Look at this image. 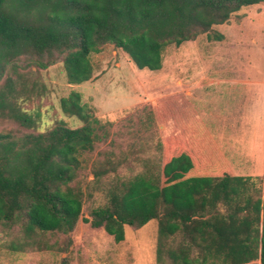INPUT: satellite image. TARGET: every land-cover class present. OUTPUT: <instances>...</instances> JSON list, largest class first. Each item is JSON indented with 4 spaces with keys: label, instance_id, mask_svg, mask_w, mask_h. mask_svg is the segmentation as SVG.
Returning <instances> with one entry per match:
<instances>
[{
    "label": "trees",
    "instance_id": "trees-1",
    "mask_svg": "<svg viewBox=\"0 0 264 264\" xmlns=\"http://www.w3.org/2000/svg\"><path fill=\"white\" fill-rule=\"evenodd\" d=\"M260 2L264 0H0V73L27 51L50 58L59 52L67 83L80 85L92 77L89 55L107 44L125 53L137 69L158 71L166 47L191 42L228 22L241 7ZM213 38L222 40L218 33ZM16 92V81L6 79L0 114L32 128L35 120L15 105ZM171 101H160L156 109L164 110L183 134L158 143L164 151L162 171L148 168L123 179L113 161L94 165L92 182L107 180V198L86 222L120 243L124 226L138 229L158 220L157 260L164 252L170 264H264V175L233 177L222 158V178L202 177L207 134L186 102L176 110ZM60 108L83 125L68 129L59 122L47 133L17 140L0 134V224L20 226L26 239L73 231L83 192L70 183L81 168L80 157L108 134V125L89 113L79 93L62 98ZM157 118L166 123L165 116ZM252 182L261 185L257 197L244 195ZM220 201L225 215L218 211ZM12 250L20 248L13 245Z\"/></svg>",
    "mask_w": 264,
    "mask_h": 264
},
{
    "label": "rangeland",
    "instance_id": "rangeland-1",
    "mask_svg": "<svg viewBox=\"0 0 264 264\" xmlns=\"http://www.w3.org/2000/svg\"><path fill=\"white\" fill-rule=\"evenodd\" d=\"M217 27L198 35L193 40L195 44L191 43L192 46L182 43L181 46L186 45L187 48H180V53L175 45L166 47L162 55V68L158 71L137 69L120 49L114 48L112 44L103 45L100 52L89 55L92 77L80 85L67 83L64 54L59 52H54L50 58L46 53L37 55L27 51L4 65L0 73V91L6 79L16 81V94L19 96L14 98L15 105L22 112L31 115L35 125L27 128L0 114V134H8L17 140L31 133H47L59 122L64 123L68 129L81 127L83 124L77 118L64 114L60 108V100L71 92L79 93L81 104L89 113L100 123L108 125V134L105 140L95 143L92 152L80 157L81 168L70 183V187H79L83 192L81 216L73 231L68 235L46 233L33 240L23 238L18 225L6 228L0 224V264H170L164 252L160 261L156 256L160 221L151 220L138 229L124 226V240L120 243H115L102 228H92L86 222L85 219L91 221V211L104 205L107 198V180L103 179L99 185L93 184L92 170L97 163L110 160L115 162L117 174L123 179L131 178L148 168L157 173L162 171L164 151H160L158 143L165 142L166 133L160 132V118L157 116H165V122H169L170 117L164 110L161 113L160 108L156 109L161 101L156 100L160 96L156 90L161 88L162 82L170 81L171 84V77H177L179 73L174 69L177 62H190L189 70L184 66L185 70L180 76L188 74L194 77V65L198 60L196 50L207 56L208 61L220 60L215 44L209 48L204 44V35L209 33L213 37L217 33L214 30ZM208 41L213 42L211 39ZM222 61L227 62V59L224 57ZM39 63L47 64V67L40 68ZM223 67L222 79L231 74ZM232 76L236 77L237 73ZM228 95L231 92L224 89L222 127L227 125V129L229 118L235 120L237 117L236 112L232 116ZM167 114L170 115L169 106ZM251 137L248 136L249 139ZM241 145L245 155L258 161L257 155L250 151V141H243ZM252 183V186L248 185L249 190L244 195L257 197L261 193V185L258 182ZM226 211V206H222V215L227 214ZM13 245L19 246L20 250L13 251ZM249 264H259V261Z\"/></svg>",
    "mask_w": 264,
    "mask_h": 264
},
{
    "label": "crops",
    "instance_id": "crops-1",
    "mask_svg": "<svg viewBox=\"0 0 264 264\" xmlns=\"http://www.w3.org/2000/svg\"><path fill=\"white\" fill-rule=\"evenodd\" d=\"M214 30L222 36V40L216 41L208 33L204 35V44L208 48L215 44L220 60L208 61L207 56L196 50L198 60L194 65L195 76L187 74L181 77L184 66L189 70L190 62H177L174 69L179 74L175 78L171 77V84L170 81L160 84L161 88L156 90L160 96L156 100L162 102L170 98L172 108L176 110L186 102L192 108L193 116L201 123L207 134L202 148V177L222 178L224 158L231 176L261 178L264 175V2L241 7L231 15L228 22ZM185 43L187 46L195 44L193 41ZM185 46H178V53L181 52L180 48L185 50ZM224 57L227 62L222 61ZM222 67L231 72L229 77L222 79ZM236 73V77L232 76ZM166 86L170 87L164 89ZM224 89L231 92L228 99L231 101L232 116L234 112L237 116L235 120L229 118V129L227 125L222 127ZM160 124L159 130L161 133L165 131V137L183 134L181 128L174 126L173 119ZM250 135L252 137L249 139ZM247 140L250 141V151L257 155L258 161L242 151L241 144ZM161 144L165 145L164 142ZM190 176L186 175V179ZM217 207L222 213V201Z\"/></svg>",
    "mask_w": 264,
    "mask_h": 264
}]
</instances>
